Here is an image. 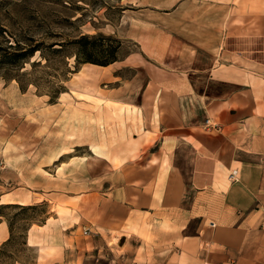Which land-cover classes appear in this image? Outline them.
Instances as JSON below:
<instances>
[{
  "label": "rangeland",
  "instance_id": "1",
  "mask_svg": "<svg viewBox=\"0 0 264 264\" xmlns=\"http://www.w3.org/2000/svg\"><path fill=\"white\" fill-rule=\"evenodd\" d=\"M170 2L0 0V51L16 40L43 48L19 65L0 56V221L12 224L0 264H52L48 257L61 258L53 264L123 261L119 246L127 241L115 240L120 233L108 229L107 200L76 186L106 188L121 180L108 172L110 162L139 167L158 149L157 136L141 127L139 98L150 59L140 42L161 38L157 21L171 25ZM62 46V52L53 50ZM79 50L82 58L105 61L95 64L108 66V73L99 68L97 78L77 77L85 64L76 69ZM193 59L204 66L210 53L175 35L171 65ZM144 140L151 146L142 148ZM31 235L39 246L28 243Z\"/></svg>",
  "mask_w": 264,
  "mask_h": 264
},
{
  "label": "crops",
  "instance_id": "2",
  "mask_svg": "<svg viewBox=\"0 0 264 264\" xmlns=\"http://www.w3.org/2000/svg\"><path fill=\"white\" fill-rule=\"evenodd\" d=\"M169 8L171 25L156 24L161 38L140 42L150 59L141 127L158 149L139 167L109 161L119 182L76 187L108 202V229L127 241L114 264H264V0H171ZM175 35L207 50L210 62L172 66ZM99 68L109 71L85 63L77 77L97 78ZM9 236L0 221V245ZM28 243L39 246L32 235Z\"/></svg>",
  "mask_w": 264,
  "mask_h": 264
},
{
  "label": "trees",
  "instance_id": "3",
  "mask_svg": "<svg viewBox=\"0 0 264 264\" xmlns=\"http://www.w3.org/2000/svg\"><path fill=\"white\" fill-rule=\"evenodd\" d=\"M78 43L81 44L80 40L77 41ZM55 44H52L51 47H53ZM1 51H0V56L2 57V60L8 62L10 65L11 64H16L19 65V62L23 61V59H25L26 57H29L31 55H34L37 51H41L43 50V48L41 47V43H33L31 45H28L27 47H23L21 45V42L19 40L15 41L14 43H10L8 45V48H3L1 47ZM54 51L57 52H62L63 51V46L61 48H53ZM81 51L79 50V52L75 55L76 57V69H78L80 67V65H82V63H86V62H94V63H99V64H103V62L105 61H95V59L92 58H82L80 55ZM41 61V60H40ZM19 69V67H18ZM19 83L21 85V88L23 90L27 89V86L23 85L22 82ZM29 87V86H28ZM65 90H63V88L60 89V91H57V95H52V99H56L59 97L61 92H64ZM9 205V204H6ZM3 207H5L4 205H2ZM19 206L22 209H27L29 208V206H25V205H16ZM0 216H2V214H0ZM10 227V232L12 235V224H9Z\"/></svg>",
  "mask_w": 264,
  "mask_h": 264
},
{
  "label": "built area",
  "instance_id": "4",
  "mask_svg": "<svg viewBox=\"0 0 264 264\" xmlns=\"http://www.w3.org/2000/svg\"><path fill=\"white\" fill-rule=\"evenodd\" d=\"M229 178L233 181H237L239 179V171L238 169H233L229 175ZM211 225L212 226H215L216 224L214 222H211ZM201 264H213V263H210V262H204V263H201Z\"/></svg>",
  "mask_w": 264,
  "mask_h": 264
}]
</instances>
